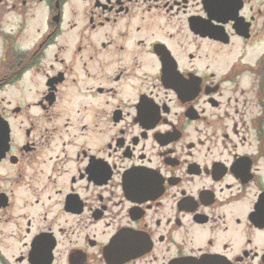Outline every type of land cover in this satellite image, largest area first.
Returning a JSON list of instances; mask_svg holds the SVG:
<instances>
[{
    "label": "flooded vegetation",
    "instance_id": "af4514ba",
    "mask_svg": "<svg viewBox=\"0 0 264 264\" xmlns=\"http://www.w3.org/2000/svg\"><path fill=\"white\" fill-rule=\"evenodd\" d=\"M0 264H264V0H0Z\"/></svg>",
    "mask_w": 264,
    "mask_h": 264
}]
</instances>
